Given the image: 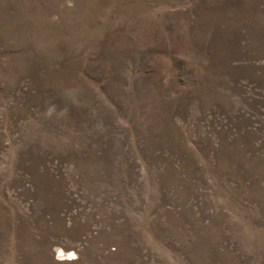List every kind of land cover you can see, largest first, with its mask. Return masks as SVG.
Returning a JSON list of instances; mask_svg holds the SVG:
<instances>
[{"label":"rangeland","instance_id":"374dc122","mask_svg":"<svg viewBox=\"0 0 264 264\" xmlns=\"http://www.w3.org/2000/svg\"><path fill=\"white\" fill-rule=\"evenodd\" d=\"M0 264H264V0H0Z\"/></svg>","mask_w":264,"mask_h":264},{"label":"bare ground","instance_id":"6f19581e","mask_svg":"<svg viewBox=\"0 0 264 264\" xmlns=\"http://www.w3.org/2000/svg\"><path fill=\"white\" fill-rule=\"evenodd\" d=\"M70 257V254L69 253H64L63 251H58V257L60 258H62V257Z\"/></svg>","mask_w":264,"mask_h":264}]
</instances>
